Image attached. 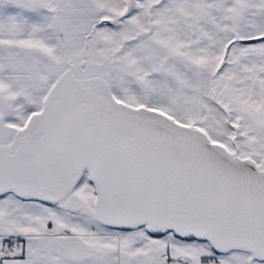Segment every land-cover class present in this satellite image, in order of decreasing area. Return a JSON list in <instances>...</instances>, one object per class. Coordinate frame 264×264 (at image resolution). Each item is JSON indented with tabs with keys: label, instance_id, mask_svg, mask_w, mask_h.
<instances>
[{
	"label": "snow or ice",
	"instance_id": "obj_1",
	"mask_svg": "<svg viewBox=\"0 0 264 264\" xmlns=\"http://www.w3.org/2000/svg\"><path fill=\"white\" fill-rule=\"evenodd\" d=\"M0 264H264V0H0Z\"/></svg>",
	"mask_w": 264,
	"mask_h": 264
}]
</instances>
